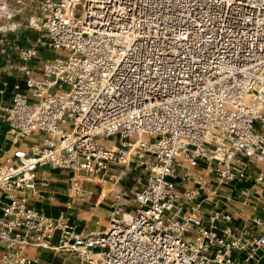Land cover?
<instances>
[{
  "label": "built area",
  "instance_id": "1",
  "mask_svg": "<svg viewBox=\"0 0 264 264\" xmlns=\"http://www.w3.org/2000/svg\"><path fill=\"white\" fill-rule=\"evenodd\" d=\"M40 11L33 27L58 54L37 76L0 49L21 74L0 78V124L43 134L0 153V264H40L37 250L77 264H255L264 235L206 211L175 175L216 194L264 167V0H42ZM13 17L0 0V35ZM133 165L139 189L121 186ZM45 170L110 181L107 227L37 209ZM263 170L251 180L262 191Z\"/></svg>",
  "mask_w": 264,
  "mask_h": 264
},
{
  "label": "rangeland",
  "instance_id": "2",
  "mask_svg": "<svg viewBox=\"0 0 264 264\" xmlns=\"http://www.w3.org/2000/svg\"><path fill=\"white\" fill-rule=\"evenodd\" d=\"M41 2L42 0H8L11 13L14 15L13 25L15 29L5 35H0V38H3V43H0V49L4 48L6 54H10L12 57L11 63L18 64L19 66H24L26 63L33 76H37L40 73L43 64L47 60L58 54L44 44V39L41 37V34L33 27V23L41 17ZM33 53L35 54L33 55ZM28 56L30 57L27 58ZM5 57V55L0 54V78L12 80L14 77H19L21 75L20 72L8 70V67L5 66ZM25 59H27V61H24ZM0 102H7V98L0 97ZM70 127L71 121L66 119V124L63 126V129L69 130ZM37 135L38 134H33L26 138L15 137L7 132V128L4 124H0V153L11 152L17 146H28L32 143H40L43 134ZM111 142L117 144L118 140H112ZM257 166L258 168H264L262 164H258ZM212 168L213 165L208 168L209 170H205L206 165L200 162L198 169L200 172L208 173ZM45 171L50 175L45 176V173L41 172L39 178L44 175L49 179V187L44 191L43 198H39L33 203L37 209H40L46 215L54 217L58 216L60 212H63L79 230L85 232H98L107 227L106 215L111 203L110 190L112 189V183L110 181L109 183H105L104 181L106 179L102 177H91L83 174L80 178L73 177V172L70 171ZM137 171V167L133 165L132 171H130L125 182L122 183L121 186L127 185L129 187H134V189L141 188V184L135 183ZM180 176L181 171L179 170L175 178L178 180ZM87 178H92L93 181H87ZM73 180H76L78 185L81 186L82 191L79 195H74L72 191L71 182ZM178 183L182 187L193 189L196 194L205 198L204 206L206 205V211L210 210V206L212 210L229 213L233 217H237V209L233 210L231 205L236 202V198L231 193L232 190H230V186L237 188L234 185L236 181L220 187V192L216 194H210L209 191H205V189L199 187V185L193 181H178ZM212 183L213 187L217 185L215 182ZM76 197L81 198V200L78 201ZM36 252L42 253L47 257L43 258L47 259V263L45 262L43 264H77L76 261L68 255L57 253L53 250H37ZM40 259L41 257H39V260ZM40 264H42V262H40Z\"/></svg>",
  "mask_w": 264,
  "mask_h": 264
},
{
  "label": "crops",
  "instance_id": "3",
  "mask_svg": "<svg viewBox=\"0 0 264 264\" xmlns=\"http://www.w3.org/2000/svg\"><path fill=\"white\" fill-rule=\"evenodd\" d=\"M25 65L27 66L26 63ZM258 172H260V168H258L257 165L251 164L246 178L244 180H237L236 183L234 184L235 187L237 188L230 186L231 188L230 190H232L231 193L236 198L235 200L236 202H234V204H231L232 209L233 210L237 209L236 212L238 214L237 217H233V216L232 217L234 218L236 225L240 229L244 230L245 235L248 237L264 235V191H262L257 186H254L253 182L251 181L257 175ZM200 173L205 174L208 177H211V173L209 172L208 173L200 172ZM86 180L93 181L92 178H87ZM178 181H180V178L178 179ZM104 182L109 183V181L107 180H105ZM242 191L248 192V196L245 201L244 198L241 196ZM76 199L78 201L81 200V198L79 197H76ZM36 254L39 257H41L42 260L40 259L41 260L40 262H42V264L45 262L47 263V259H43L45 255L38 252H36ZM254 263L264 264V252L262 250L260 249L256 250Z\"/></svg>",
  "mask_w": 264,
  "mask_h": 264
},
{
  "label": "bare ground",
  "instance_id": "4",
  "mask_svg": "<svg viewBox=\"0 0 264 264\" xmlns=\"http://www.w3.org/2000/svg\"><path fill=\"white\" fill-rule=\"evenodd\" d=\"M44 173H45V175H50V174H48L46 171H44ZM48 177V176H47ZM73 177H78V178H80V177H82V174L81 173H76V172H73ZM92 177V176H91Z\"/></svg>",
  "mask_w": 264,
  "mask_h": 264
}]
</instances>
